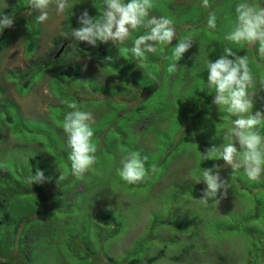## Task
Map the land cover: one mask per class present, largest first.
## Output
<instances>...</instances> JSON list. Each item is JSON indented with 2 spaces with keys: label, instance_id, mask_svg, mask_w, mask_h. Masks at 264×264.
Wrapping results in <instances>:
<instances>
[{
  "label": "rangeland",
  "instance_id": "rangeland-1",
  "mask_svg": "<svg viewBox=\"0 0 264 264\" xmlns=\"http://www.w3.org/2000/svg\"><path fill=\"white\" fill-rule=\"evenodd\" d=\"M250 2L264 7V0ZM69 3L73 8L62 13L53 4L41 23L28 0H0V12L14 18V26L0 34V264H131V258H138L135 264H264V175L253 181L243 169L233 174L222 159L201 161L206 149L228 142L224 133L233 119L212 102L207 58L215 61L225 46L246 55L256 78L253 113L264 111V59L258 46L224 39L239 0H209V8L202 0H152L150 15L173 19L176 38L146 53L143 69L124 48L145 29L133 31L124 45L97 41L93 53L74 49L70 37L55 44L54 38L80 26L84 10L99 18L104 9L103 0ZM211 13L215 29L207 25ZM189 35L198 45L196 60L192 65L184 57L177 61L180 72L173 82L167 79L172 52ZM67 44L70 50H64ZM69 66L82 72L69 82L73 85L61 71ZM109 69L115 76L130 71L135 82L134 74L145 76V88L109 80L103 75ZM149 71L159 77L155 82ZM66 100L80 101L95 120L97 159L82 179L71 175L62 129L71 111ZM260 131L264 135V126ZM132 151L147 158V169L158 171L128 184L117 169ZM213 165L220 166L231 187L218 204L209 200L204 206L199 199L206 185L196 181L201 168ZM37 168L51 179L30 185L28 177ZM60 174L66 179L56 183ZM10 245H15L11 252Z\"/></svg>",
  "mask_w": 264,
  "mask_h": 264
},
{
  "label": "clouds",
  "instance_id": "clouds-1",
  "mask_svg": "<svg viewBox=\"0 0 264 264\" xmlns=\"http://www.w3.org/2000/svg\"><path fill=\"white\" fill-rule=\"evenodd\" d=\"M103 3L101 17L93 18L84 10L77 19L80 26L63 35L76 42H86L93 47L97 45V41L101 43L111 41L117 46L126 44L133 31L145 29V34L135 38L131 48H124L140 69L145 68L146 53L156 52L157 45L166 48L176 38L173 19L150 15L152 0H103ZM53 4L57 13H62L65 9L71 10L74 6L69 0H28L29 8L39 13L36 19L41 23L49 18V9ZM202 6L211 7L209 0H202ZM235 14L231 31L224 39L234 45L258 46V55L264 59V7H258L250 0H239L235 6ZM207 25L210 29H215V13L209 15ZM13 26L14 18L0 12V34L4 29ZM192 45L191 35L178 41L172 52L174 62L170 63L167 69L169 73L176 71L177 61ZM223 52L224 54L215 61L207 58L205 62V69L208 71L207 86L215 92L212 102L233 119L224 133V139L228 142L219 147L212 146L206 149L201 161L222 159L233 174L243 169L250 180L258 181L261 175H264V135L260 131L261 126H264V111L256 110L253 113L257 100L256 78L246 55H236L232 47L228 46L224 47ZM147 75L152 81L157 80V76L151 71L147 72ZM260 89H264V79L260 81ZM64 103L71 109L64 115L62 123V129L67 137V147L70 149L68 158L71 162V175L82 179L95 165L97 159L95 155L97 146L92 143L94 133L91 128L95 120L91 112L82 111L81 106L74 100H66ZM146 159L136 151L124 155L121 167L117 169L120 178L128 184L148 179L149 172H156L158 169L155 166L147 169ZM219 168V165L201 168V178L196 182L203 181L206 185L199 199L204 206H207L209 200H214L218 204L229 194L231 186L228 179L221 177ZM50 179L45 176L43 170L37 168L35 173L28 177V183L43 184ZM64 179L66 176L60 174L56 183Z\"/></svg>",
  "mask_w": 264,
  "mask_h": 264
},
{
  "label": "trees",
  "instance_id": "trees-1",
  "mask_svg": "<svg viewBox=\"0 0 264 264\" xmlns=\"http://www.w3.org/2000/svg\"><path fill=\"white\" fill-rule=\"evenodd\" d=\"M3 13V12H2ZM9 28H6V29H4V31L3 32H5V31H7ZM63 39L65 40V41H67V39L68 38H65V36H61V37H58V38H54L53 39V41H54V43L56 44V43H59L60 41H63ZM70 44H71V46L73 45L74 46V49L76 48V47H78V48H80V47H82V49H85L84 50V54H87V53H90V52H92L93 53V51L91 50V45H89V44H87L86 42H76L75 40H73L72 39V41L70 42ZM70 45H68L67 44V46L65 47V49L64 50H70L71 49V47H69ZM72 46V47H73ZM80 46V47H79ZM81 48H80V50H82ZM197 50H198V45H197V43L193 40V45H192V47L191 48H189L188 49V51L187 52H185L184 54H183V57H184V59H185V62L188 64V65H192L193 63H194V61L196 60V58H195V54L197 53ZM95 54H97L96 53V51H95ZM103 56L105 57V54L103 53ZM115 60H116V57H115ZM125 60V59H124ZM42 62H43V60H41ZM100 62H101V60H99ZM46 63V62H45ZM179 68V67H178ZM61 71H63V73H65V74H67L70 78H68V79H66V82H68V85L69 84H71V83H69L70 81H72L74 78H76L78 75H81L82 74V72L79 70V69H76L75 67H73V66H69V67H66V68H64V69H62ZM176 71H177V73L178 72H180V68L179 69H176ZM19 72H22V71H20L19 70ZM24 73V72H23ZM123 74L125 75H122V74H119L118 73V76H115V75H113V73H111V70L109 69L108 71H105L104 73H103V75H105L109 80H111V79H113V80H115V83H116V81H119V82H121V81H127V82H129V85H133V84H135V85H137V86H141L142 88H145V80L143 79L145 76H141V78H139V77H137L135 74H134V78L136 79V82L135 81H133V80H131L129 77H131L132 78V73L130 72V71H123ZM174 74H175V72L174 73H171V74H169L168 75V77H167V79H169V80H171V81H173L174 82V78H173V76H174ZM25 75H27L26 73H25ZM179 75V74H178ZM92 77V76H91ZM160 77H161V75H160ZM157 78H159L158 76H157ZM176 78H177V75H176ZM143 80H144V82H143ZM130 81L132 82V83H130ZM140 82H142L141 84H140ZM26 84V83H25ZM71 85H73V84H71ZM93 86H95V85H93ZM93 90H95V89H93ZM80 93H78V95H79ZM80 96V98L82 97V95H79ZM210 96H212V95H210ZM206 98V97H205ZM79 103H77L79 106H81V102L80 101H78ZM81 110L82 111H84L85 110V108H83V106H81ZM220 113L223 115V117H224V111H223V109H221L220 110ZM4 138V134H3V132H1V130H0V141L2 140ZM54 142V141H53ZM53 148L54 149H56L57 151H58V153H60V154H62L61 153V151L57 148V146H56V144H55V142H54V145H53ZM2 172V170H0V173ZM16 183V182H15ZM16 185H17V187H24V183H16ZM15 185H11V189H13V190H16L15 189V187H14ZM44 195H46V190H45V193L42 195V196H44ZM104 217V219H106V218H109V219H111V220H114V216H110L109 214L108 215H104L103 216ZM166 220H160V222H165ZM118 234V232H115V235L114 236H116ZM14 247H15V245H10V246H8V251L9 252H11L13 249H14ZM155 257H153L152 259H154ZM138 261V258H131L130 260H129V262L131 263V264H135L136 262ZM2 264H5V262H2Z\"/></svg>",
  "mask_w": 264,
  "mask_h": 264
},
{
  "label": "water",
  "instance_id": "water-1",
  "mask_svg": "<svg viewBox=\"0 0 264 264\" xmlns=\"http://www.w3.org/2000/svg\"><path fill=\"white\" fill-rule=\"evenodd\" d=\"M60 49V48H59ZM63 49V45L61 46V50ZM61 50H58L59 52L61 51ZM58 51H57V53H58Z\"/></svg>",
  "mask_w": 264,
  "mask_h": 264
}]
</instances>
